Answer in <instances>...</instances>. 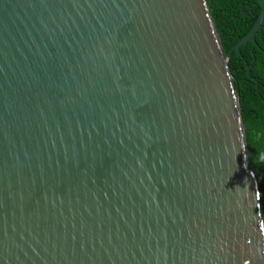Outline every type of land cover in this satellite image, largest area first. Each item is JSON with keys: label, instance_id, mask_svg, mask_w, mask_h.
<instances>
[{"label": "water", "instance_id": "water-1", "mask_svg": "<svg viewBox=\"0 0 264 264\" xmlns=\"http://www.w3.org/2000/svg\"><path fill=\"white\" fill-rule=\"evenodd\" d=\"M229 56L205 0H0V264H264Z\"/></svg>", "mask_w": 264, "mask_h": 264}, {"label": "trees", "instance_id": "trees-1", "mask_svg": "<svg viewBox=\"0 0 264 264\" xmlns=\"http://www.w3.org/2000/svg\"><path fill=\"white\" fill-rule=\"evenodd\" d=\"M205 1L223 53L230 52L227 67L238 98L247 166L257 177L264 223V162L259 160L260 154L264 153V21L255 33L254 44L248 41L241 45L238 54L233 49L252 27L260 5L257 0ZM245 62L251 65L250 73L257 78L256 82L247 77Z\"/></svg>", "mask_w": 264, "mask_h": 264}, {"label": "clouds", "instance_id": "clouds-1", "mask_svg": "<svg viewBox=\"0 0 264 264\" xmlns=\"http://www.w3.org/2000/svg\"><path fill=\"white\" fill-rule=\"evenodd\" d=\"M259 160H260L261 162H264V153L260 154V156H259Z\"/></svg>", "mask_w": 264, "mask_h": 264}, {"label": "bare ground", "instance_id": "bare-ground-1", "mask_svg": "<svg viewBox=\"0 0 264 264\" xmlns=\"http://www.w3.org/2000/svg\"><path fill=\"white\" fill-rule=\"evenodd\" d=\"M234 100V99H233ZM233 111L235 112V113H237V106H236V108L233 106ZM237 116V115H236ZM243 153H244V150L242 151Z\"/></svg>", "mask_w": 264, "mask_h": 264}]
</instances>
